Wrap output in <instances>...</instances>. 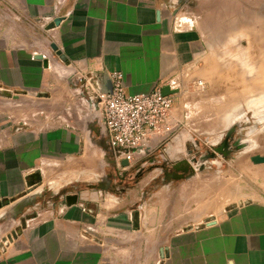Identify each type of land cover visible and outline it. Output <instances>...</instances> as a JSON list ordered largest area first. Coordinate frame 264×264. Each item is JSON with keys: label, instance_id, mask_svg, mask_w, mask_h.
Masks as SVG:
<instances>
[{"label": "crops", "instance_id": "obj_1", "mask_svg": "<svg viewBox=\"0 0 264 264\" xmlns=\"http://www.w3.org/2000/svg\"><path fill=\"white\" fill-rule=\"evenodd\" d=\"M175 1L0 0V264H264V197L230 204L222 174L190 169L180 108L128 166L108 148L114 73L128 95L196 82Z\"/></svg>", "mask_w": 264, "mask_h": 264}, {"label": "rangeland", "instance_id": "obj_2", "mask_svg": "<svg viewBox=\"0 0 264 264\" xmlns=\"http://www.w3.org/2000/svg\"><path fill=\"white\" fill-rule=\"evenodd\" d=\"M169 10L197 51L196 82L173 85L180 108L173 135H190V169L222 174L230 204L264 197V0H176ZM143 175L134 169L121 187ZM46 189L54 197L55 188Z\"/></svg>", "mask_w": 264, "mask_h": 264}, {"label": "built area", "instance_id": "obj_3", "mask_svg": "<svg viewBox=\"0 0 264 264\" xmlns=\"http://www.w3.org/2000/svg\"><path fill=\"white\" fill-rule=\"evenodd\" d=\"M113 94H96L99 111L108 133L109 147L118 163L136 160L137 153L151 150L155 138H164L170 129L166 121L174 109V95L161 89L149 94L128 95L120 73L112 75ZM172 91L173 85L169 86Z\"/></svg>", "mask_w": 264, "mask_h": 264}, {"label": "water", "instance_id": "obj_4", "mask_svg": "<svg viewBox=\"0 0 264 264\" xmlns=\"http://www.w3.org/2000/svg\"><path fill=\"white\" fill-rule=\"evenodd\" d=\"M52 28V27H51ZM56 49V48H55ZM102 77L104 78L105 76L103 75V74H99V75H97V78H99V79H102ZM100 94H106V95H111V94H113V84H112V82H111V84H110V86H108V87H104L103 88V90L102 89H99V91H98ZM162 93H163V95L164 96H169V95H174V94H176L177 93V91H172L171 89H170V87H164L163 89H162ZM0 94H1V96L3 95V96H6V97H13L12 96V94L10 93V92H7V91H3L2 93L0 92ZM226 145V143L224 144V145H222L223 147H226L225 146ZM218 150V149H217ZM203 160V159H202ZM129 165V163L127 162V161H123V166H128ZM69 199V202H74L75 200H76V196H70V197H68ZM242 204V203H241ZM17 234H16V232H14L13 234H12V236L13 237H15ZM12 236H9V241H12ZM5 243H7V240H5Z\"/></svg>", "mask_w": 264, "mask_h": 264}]
</instances>
